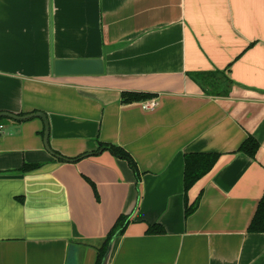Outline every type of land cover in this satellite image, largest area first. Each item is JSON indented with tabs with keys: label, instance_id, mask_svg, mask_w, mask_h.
I'll return each instance as SVG.
<instances>
[{
	"label": "crops",
	"instance_id": "1",
	"mask_svg": "<svg viewBox=\"0 0 264 264\" xmlns=\"http://www.w3.org/2000/svg\"><path fill=\"white\" fill-rule=\"evenodd\" d=\"M68 59L105 72L53 75ZM0 113L49 126L0 118V264H99L121 216L101 264H264V0H0ZM199 154L219 158L186 193Z\"/></svg>",
	"mask_w": 264,
	"mask_h": 264
},
{
	"label": "trees",
	"instance_id": "2",
	"mask_svg": "<svg viewBox=\"0 0 264 264\" xmlns=\"http://www.w3.org/2000/svg\"><path fill=\"white\" fill-rule=\"evenodd\" d=\"M202 88L207 94H215L217 96H228L231 91V83L226 80L220 74H200L198 78ZM145 97H138L139 100ZM107 148V147H106ZM260 149L259 142L252 136H249L247 140L242 144L238 152L247 154L251 158H255L258 150ZM116 157L120 159H124L129 162L131 168L135 172L136 176L139 177V170L134 161V159L129 155V153L121 147L110 146L108 147ZM81 158V157H80ZM219 158V155H190L186 158V172H185V190L186 193L204 176H206L215 166ZM79 160V159H77ZM38 166H28L24 167L25 169H35ZM198 200L192 206L187 209V217L191 216L198 207ZM127 217L121 216L113 230L110 233L109 238L106 240V244L103 249V253L100 257L99 264H101L110 241L117 233L119 235L124 234L125 229L127 227ZM248 231L250 233H264V195L259 202L257 211L253 217V220L249 226ZM150 234H163L164 229L160 226H152L149 228Z\"/></svg>",
	"mask_w": 264,
	"mask_h": 264
},
{
	"label": "water",
	"instance_id": "3",
	"mask_svg": "<svg viewBox=\"0 0 264 264\" xmlns=\"http://www.w3.org/2000/svg\"><path fill=\"white\" fill-rule=\"evenodd\" d=\"M105 72L103 59H68L56 60L53 64V75L57 77L66 76H97ZM39 117L43 119L46 125L45 140L49 139V126L46 116L42 113L29 115L26 117H18L10 113H0V118H10L13 120L29 119Z\"/></svg>",
	"mask_w": 264,
	"mask_h": 264
},
{
	"label": "built area",
	"instance_id": "4",
	"mask_svg": "<svg viewBox=\"0 0 264 264\" xmlns=\"http://www.w3.org/2000/svg\"><path fill=\"white\" fill-rule=\"evenodd\" d=\"M141 107L143 110L146 111H152L158 107V102L156 100H149V101H144L141 104ZM3 129V125L0 124V131Z\"/></svg>",
	"mask_w": 264,
	"mask_h": 264
}]
</instances>
